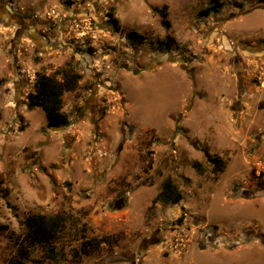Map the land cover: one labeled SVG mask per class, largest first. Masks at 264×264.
<instances>
[{"label":"rangeland","instance_id":"rangeland-1","mask_svg":"<svg viewBox=\"0 0 264 264\" xmlns=\"http://www.w3.org/2000/svg\"><path fill=\"white\" fill-rule=\"evenodd\" d=\"M1 1L29 26L0 20V264H264V1ZM67 64L48 129L28 95Z\"/></svg>","mask_w":264,"mask_h":264},{"label":"trees","instance_id":"trees-1","mask_svg":"<svg viewBox=\"0 0 264 264\" xmlns=\"http://www.w3.org/2000/svg\"><path fill=\"white\" fill-rule=\"evenodd\" d=\"M263 3L264 0H257ZM213 8L206 9L203 15H208ZM60 76V79L57 78ZM81 77L69 68V64L56 72V75L47 76L36 74L33 92L28 95V103L31 108H39L44 112L46 127L48 129L67 128L70 125L68 116L62 111V97L66 93L74 92L77 89ZM212 164L220 165L221 162L211 161ZM218 167V168H219ZM162 203L176 205L182 200L181 193L168 178L162 185L157 196ZM180 219H182L180 217ZM24 240L30 247L42 244H51L57 234L64 228L63 219L59 216H45L33 214L25 219ZM27 248L20 245L17 249L18 258L10 264H23L22 259L26 258Z\"/></svg>","mask_w":264,"mask_h":264},{"label":"crops","instance_id":"crops-1","mask_svg":"<svg viewBox=\"0 0 264 264\" xmlns=\"http://www.w3.org/2000/svg\"><path fill=\"white\" fill-rule=\"evenodd\" d=\"M5 8H7L8 10H5ZM1 9H2V11H5L4 12V15L2 16L4 18V20L3 19L2 20L0 19L2 22H5V21L8 22L7 20H10L12 22H9V24H11L13 26H16V27L21 26V27H23V29L26 28L27 26H29V24H28L29 18L26 15L20 14L19 12H13L8 5L4 4L0 0V11H1ZM69 11H72V9H70ZM73 12L75 13L76 11H73ZM18 33H22V31H19L17 29V34ZM166 179H168V178H166ZM162 183H161V185H162Z\"/></svg>","mask_w":264,"mask_h":264},{"label":"water","instance_id":"water-1","mask_svg":"<svg viewBox=\"0 0 264 264\" xmlns=\"http://www.w3.org/2000/svg\"><path fill=\"white\" fill-rule=\"evenodd\" d=\"M256 9H262V10H264V4H257V5H254V6H252L251 8H249L247 11H245V12H243V14L244 13H247V12H250V11H252V10H256ZM5 10H8L7 8H5ZM84 9H82V8H79V10L78 9H72V11H70L69 12V14L70 15H73V14H77L78 12H82ZM73 11H76L75 13L73 12ZM1 13H0V17H2L3 15H4V12L5 11H2V9H1V11H0ZM245 50H247V51H250V52H256V50L255 49H253V48H249V47H247ZM94 94H95V89H94V91H93V93H92V97L94 96ZM92 99V98H91ZM91 99H90V101H91ZM92 102V101H91ZM62 129H65V128H59V129H54V130H62ZM150 243V242H149Z\"/></svg>","mask_w":264,"mask_h":264},{"label":"flooded vegetation","instance_id":"flooded-vegetation-1","mask_svg":"<svg viewBox=\"0 0 264 264\" xmlns=\"http://www.w3.org/2000/svg\"><path fill=\"white\" fill-rule=\"evenodd\" d=\"M81 3H82V4H80V6H79L80 8H82V6L84 5L83 1H82ZM82 9H83V8H82ZM0 19H1V20H2V19L4 20L3 17H0ZM22 28H23V27L18 26V30H19V31H23L24 29L22 30ZM31 38H32V37H31ZM32 40H33V39H32Z\"/></svg>","mask_w":264,"mask_h":264}]
</instances>
